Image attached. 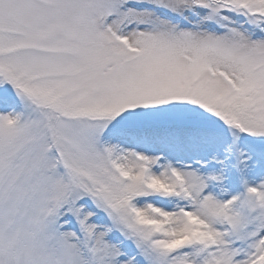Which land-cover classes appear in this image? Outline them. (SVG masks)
<instances>
[{
  "label": "rangeland",
  "instance_id": "374dc122",
  "mask_svg": "<svg viewBox=\"0 0 264 264\" xmlns=\"http://www.w3.org/2000/svg\"><path fill=\"white\" fill-rule=\"evenodd\" d=\"M0 264H264V0H0Z\"/></svg>",
  "mask_w": 264,
  "mask_h": 264
},
{
  "label": "trees",
  "instance_id": "16d2710c",
  "mask_svg": "<svg viewBox=\"0 0 264 264\" xmlns=\"http://www.w3.org/2000/svg\"><path fill=\"white\" fill-rule=\"evenodd\" d=\"M206 113V108L204 109H196V110H192V114H203V113ZM215 115H218L217 113ZM218 117L222 118L223 120H226L227 119V115L226 114H222V113H219ZM241 122V121H240ZM242 123V122H241Z\"/></svg>",
  "mask_w": 264,
  "mask_h": 264
}]
</instances>
